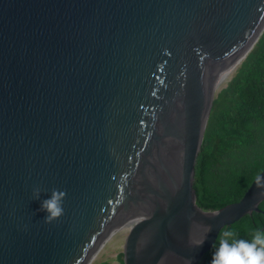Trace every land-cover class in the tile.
Here are the masks:
<instances>
[{"label": "water", "instance_id": "water-1", "mask_svg": "<svg viewBox=\"0 0 264 264\" xmlns=\"http://www.w3.org/2000/svg\"><path fill=\"white\" fill-rule=\"evenodd\" d=\"M263 33L264 0H0V264H88L131 227L123 264H200L260 213L255 180L216 213L193 183L214 98Z\"/></svg>", "mask_w": 264, "mask_h": 264}, {"label": "trees", "instance_id": "trees-1", "mask_svg": "<svg viewBox=\"0 0 264 264\" xmlns=\"http://www.w3.org/2000/svg\"><path fill=\"white\" fill-rule=\"evenodd\" d=\"M258 40L232 80L216 94L210 110L194 180L196 204L204 213L241 203L264 171V33ZM260 211L227 229L237 239L250 241L254 231L264 230V203ZM218 246L219 238L202 264H211ZM122 259L121 254L118 264Z\"/></svg>", "mask_w": 264, "mask_h": 264}, {"label": "clouds", "instance_id": "clouds-1", "mask_svg": "<svg viewBox=\"0 0 264 264\" xmlns=\"http://www.w3.org/2000/svg\"><path fill=\"white\" fill-rule=\"evenodd\" d=\"M195 168H196V166H195ZM194 180H195V178H194ZM255 184L259 188H264V176L257 175V177L255 178ZM193 188H194V183H193ZM64 195H65V193H63L61 191H55L54 190L47 199L40 201L39 211H41L45 214L44 219H43L45 223H49L51 221H54L63 215L64 209H63L62 200H63ZM195 195H196V193H195ZM262 195H264V193H262ZM37 198H38V194L34 193L33 199H37ZM196 200H197V197H196ZM195 203H196V201H195ZM263 203H264V201H263ZM196 207H197V204H196ZM259 210H260V208H259ZM257 214H259V213H257ZM248 217H250V216H248ZM225 229L220 234L219 246L213 254L211 264H264V230L254 231L252 233V238L249 241V240H245V239H237L236 233H234L230 229H227V228H225ZM129 231H128V234H129ZM124 244H125V242H124ZM213 248H211L210 250H212ZM122 256H123V252H122ZM202 260H203V257H202ZM202 260H201L200 264H202ZM122 262H123V259H122Z\"/></svg>", "mask_w": 264, "mask_h": 264}, {"label": "rangeland", "instance_id": "rangeland-1", "mask_svg": "<svg viewBox=\"0 0 264 264\" xmlns=\"http://www.w3.org/2000/svg\"><path fill=\"white\" fill-rule=\"evenodd\" d=\"M127 235L128 231L126 230L120 232L115 238L108 242V244H106L103 248L99 249L88 264H97L101 262H111L112 264H118V257L123 252L124 242Z\"/></svg>", "mask_w": 264, "mask_h": 264}, {"label": "bare ground", "instance_id": "bare-ground-1", "mask_svg": "<svg viewBox=\"0 0 264 264\" xmlns=\"http://www.w3.org/2000/svg\"><path fill=\"white\" fill-rule=\"evenodd\" d=\"M131 228H132V227H131ZM131 228L127 229L126 231H129ZM109 242H110V241H109ZM107 244H108V243H107ZM104 246H105V245H104ZM104 246H103V247H104ZM103 247H102V248H103ZM94 255H95V254H94ZM94 255H93V256H94ZM92 258H93V257H92ZM92 258H91V259H92ZM91 259H90V260H91ZM89 262H90V261H89Z\"/></svg>", "mask_w": 264, "mask_h": 264}]
</instances>
